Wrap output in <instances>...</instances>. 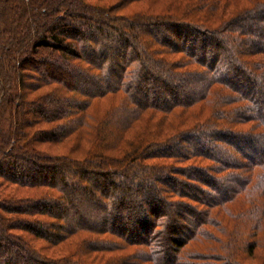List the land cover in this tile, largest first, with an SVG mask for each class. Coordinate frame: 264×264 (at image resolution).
I'll use <instances>...</instances> for the list:
<instances>
[{
  "label": "trees",
  "instance_id": "16d2710c",
  "mask_svg": "<svg viewBox=\"0 0 264 264\" xmlns=\"http://www.w3.org/2000/svg\"><path fill=\"white\" fill-rule=\"evenodd\" d=\"M256 249L264 0H0V264Z\"/></svg>",
  "mask_w": 264,
  "mask_h": 264
},
{
  "label": "rangeland",
  "instance_id": "374dc122",
  "mask_svg": "<svg viewBox=\"0 0 264 264\" xmlns=\"http://www.w3.org/2000/svg\"><path fill=\"white\" fill-rule=\"evenodd\" d=\"M118 0H86L87 3L89 4H97V5H104V6H108V5H113L117 2ZM158 1V5H160L161 7L166 5L169 0H157ZM144 7L143 4H138V5H133V6H129L127 7L122 13L129 15L130 13H133L135 11H139L141 10V8ZM247 129V126L245 127H241V130H245ZM52 154H57L58 152L56 151H51ZM257 155H254L253 157L256 158ZM195 161H190L188 164H194ZM197 163V162H196ZM206 165V163H203ZM178 189V188H177ZM18 196H25L24 193L20 192L18 194ZM225 224H227L226 220H224ZM209 231H212V229L208 228ZM42 243H37L35 244L37 247H39ZM66 253V252H65ZM63 251H61V249H56L53 251L52 254H50L53 257H60L63 256L65 254ZM264 252L262 249H256L253 254L247 258V260L245 261L246 264H263V256Z\"/></svg>",
  "mask_w": 264,
  "mask_h": 264
}]
</instances>
